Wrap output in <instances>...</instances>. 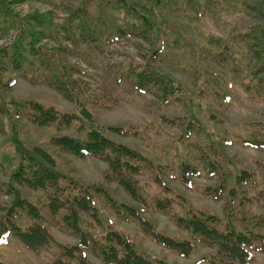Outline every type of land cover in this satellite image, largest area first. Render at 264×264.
I'll use <instances>...</instances> for the list:
<instances>
[{
  "label": "rangeland",
  "instance_id": "1",
  "mask_svg": "<svg viewBox=\"0 0 264 264\" xmlns=\"http://www.w3.org/2000/svg\"><path fill=\"white\" fill-rule=\"evenodd\" d=\"M7 1L8 8L21 18L28 20L29 16L39 14L46 20L50 31L36 45L59 48L58 58L67 64L69 77L76 81L72 89L93 113L95 121L124 130L107 131V136L139 150L162 167H144L131 175L137 180L138 193L145 203L137 202L114 178L106 177L109 166L105 160L77 157L52 146L49 136L73 134L74 127L55 130L52 124L37 126L28 117L33 111L19 108L16 114L15 103L31 100L66 112L75 105L49 82L53 74L50 66L24 67L3 74V79L9 75L12 81L0 91V104L10 115L0 114V184L17 163L14 139L25 150L34 146L48 150L63 176L103 187L117 200L139 208L156 231L176 239L188 237L171 217L183 208L215 214L225 222L228 190L234 187V174L242 169L251 172L255 182L238 186L235 198L251 199L248 206L241 207L248 214L264 212V84H260V79H264V15L260 0ZM130 2L136 12L126 8L125 4ZM138 13H145L153 22L151 30L139 33L138 28L144 27ZM68 17L69 37L64 29ZM29 22L40 29L33 20ZM87 28L91 35L82 34ZM9 37L10 30L1 32L0 43ZM146 63L174 79L181 91L176 90L164 101L152 91L140 90L135 77ZM254 138L258 144H246L247 139ZM183 158L196 169L188 180L180 176L179 163ZM210 162L215 168H209ZM157 180L165 189L160 188ZM222 184V195L215 198L211 192ZM17 189L38 207L41 223L55 241L36 253L10 233L0 234V264H51L56 258L66 260L59 253L77 243V236L62 219L66 212L51 213L40 191L22 186ZM164 196H172L169 211L146 206L154 198ZM9 203L10 196L0 191V205ZM95 205L102 219L106 218L113 228L126 235L138 250L160 262L209 264L212 258L214 249L197 242L188 257L180 256L152 241L136 222L120 218L100 196ZM232 211L238 214L237 200ZM237 218L234 222L240 227L243 224L239 215ZM14 221L24 225L27 220L21 213ZM92 231L95 235L101 233L99 228ZM83 252L92 264H101L91 246L83 248ZM251 253L250 264H264V250Z\"/></svg>",
  "mask_w": 264,
  "mask_h": 264
},
{
  "label": "trees",
  "instance_id": "2",
  "mask_svg": "<svg viewBox=\"0 0 264 264\" xmlns=\"http://www.w3.org/2000/svg\"><path fill=\"white\" fill-rule=\"evenodd\" d=\"M123 1L126 2V0ZM154 1L159 2V0ZM7 4V0H0V33L10 30L9 39L0 43V91L8 88V83L12 81L9 75L3 79L6 70L50 66L53 74L49 76V82L65 98L74 103V109L69 112L59 111L52 106L45 107L39 102L22 100L15 103L16 114L19 108H24L33 111L28 117L37 126L52 124L55 130L74 127L73 134L49 136V143L58 150L77 157L94 156L105 160L109 166L106 177L114 178L133 200L145 203L138 193V182L131 175L137 174L144 167L158 169L162 165L154 164L152 158L139 150L116 142L107 136V131L122 133L124 130L95 121L93 113L82 104L72 89V83L76 81L69 77L67 64L62 63L58 58L59 48L36 45L39 38L50 31L43 16L33 14L28 17L40 27L38 30L33 27L29 19L26 20L13 13ZM260 4L264 15V0H260ZM125 5L128 6L126 7L128 10L136 12L133 2ZM137 15L144 27L138 28L139 33L153 28V22L145 13ZM69 21L70 17L66 19L64 25L65 31L69 33L68 37L70 35L67 27ZM261 33L264 40V27ZM82 34L88 36L92 34V31L87 28ZM153 51V54L156 53V50ZM135 81L140 90L152 91L164 101L176 90H180L174 79L155 71L148 63L137 72ZM260 82H262L261 85L264 84V79H260ZM0 114L10 117L2 103ZM187 127L190 125L188 124ZM12 142L18 156L17 163L7 173V179L0 184V191L10 196V203L7 206L0 205L3 211L0 216V234L10 233L25 248L36 253L50 246L55 240L47 226L41 223L43 218L38 207L22 197L17 187L22 186L34 192H42L48 210L51 213L65 211L66 214L62 215V219L70 232L77 236L76 244L64 247L59 253V256L65 257L66 260L56 258L51 261V264H92L83 252V248L87 246H91L93 253L100 258L101 264H165L138 250L126 235L113 228L106 218L102 219V214L95 205V199L98 196L120 218L136 222L139 229L152 241L180 256L188 257L197 242L214 249L212 258L208 260L209 264H250L253 260L251 251L264 250V212L248 214L241 207L248 206L251 199L243 196L235 198L239 188H242L245 183L255 182L253 174L248 170L242 169L233 176L234 187L228 190L225 222L215 214L183 208L182 212L172 213L171 217L177 227L187 232L188 237L176 239L156 231L153 225L141 215L139 208L117 200L103 187L94 183H79L75 179L63 176L57 170L55 159L48 150L34 146L29 151L21 148L17 140L13 139ZM258 142L257 138L253 141L246 140V144L249 145L258 144ZM213 167L215 168V165L210 162L209 168ZM179 168L180 176L184 180H188V176L196 172L193 164L184 158L179 163ZM157 183L160 188L165 189L160 180H157ZM223 186L222 184L219 188L212 190L211 195L219 198L222 195ZM175 196L178 195L175 194ZM235 199L238 214L232 211ZM172 203V196H164L154 198L152 203H146V206L167 212L172 207ZM21 213L27 220L24 225L14 221L15 218L21 217ZM237 215L243 224L239 225L240 227L234 222L238 219ZM94 228L101 229V233L93 234Z\"/></svg>",
  "mask_w": 264,
  "mask_h": 264
}]
</instances>
